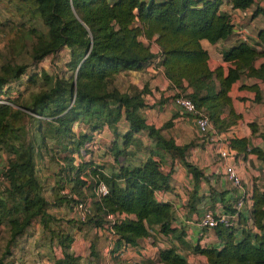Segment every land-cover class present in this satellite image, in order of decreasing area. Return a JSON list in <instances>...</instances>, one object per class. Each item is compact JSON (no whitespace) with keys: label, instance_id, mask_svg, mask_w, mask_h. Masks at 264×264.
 <instances>
[{"label":"trees","instance_id":"trees-1","mask_svg":"<svg viewBox=\"0 0 264 264\" xmlns=\"http://www.w3.org/2000/svg\"><path fill=\"white\" fill-rule=\"evenodd\" d=\"M10 1L29 20L41 22L45 37L37 34L32 42L25 43V34H20L16 43L22 40L21 47L9 46L8 58L0 63V91L17 92L13 100L0 99V152L4 156L0 169L3 178L0 210H5L4 200L12 198L16 202L9 211L21 216L20 220L0 216V226L4 225L10 234L8 247L35 223L36 237L43 244L51 242L63 251V258L54 264H73L66 252L71 237L57 236L52 229L57 219L54 211L62 201H68L71 210L77 203H83L88 212L83 220L72 215L67 225L76 229L105 227L116 236V247L135 246L150 232L174 235L179 247L159 249L160 264H187L180 249L188 248L204 256L208 264H264V187L262 190L253 187L251 205L247 213L239 212L235 227L213 228L221 241L220 247L201 248L197 244L189 247L182 242V230L171 227L170 203L157 201L154 193L170 190V170H161V152L180 161L194 183L202 176L186 159L191 143L176 145L164 137L161 131L170 122L160 128L146 124L141 111L147 105L145 95H150L151 90L145 86L137 88L119 75L142 68L153 57L150 42L155 43L162 74L172 90L170 100L175 93L184 95L206 114L217 132L226 131L238 118L228 96L230 85L242 75L264 81V63L257 68L253 66L256 58H264V30L256 32V47L260 49L240 41L220 51L222 62L229 65L224 74L221 66L209 69L208 54L201 45L202 40L213 44L232 33V14L220 10L222 0ZM225 1L231 9L253 6L251 17H264V8L256 0ZM29 31L35 33L34 28ZM63 47L67 49V58L62 75L35 69L32 63L21 81L26 65ZM24 50L27 60L19 63L17 58ZM35 83L40 87L31 94L29 102L18 103L19 97ZM186 88H191V92L185 93ZM121 117L128 129L120 135L118 144L115 124ZM28 121L36 122L33 131ZM42 122L53 128L50 137L42 130ZM78 123L88 127L89 132L76 135L72 127ZM102 126L111 128L114 137L109 151L115 164L108 173L92 158V149L98 147L92 131ZM250 127L255 130L253 125ZM142 131L151 143L144 160L117 164V157L128 154L126 149L134 142L135 134ZM259 136L264 141V133ZM52 139L60 147V159L53 155L56 149L46 144ZM86 143H90V149ZM228 146L245 152L247 140L232 138ZM250 151L264 161L259 149ZM35 155L44 162L45 169L44 156L56 157L57 172L37 174ZM98 183L107 189L101 197L94 194ZM68 194L70 197L66 198ZM108 214L117 215L111 224L106 219ZM1 254L5 257L9 250Z\"/></svg>","mask_w":264,"mask_h":264},{"label":"crops","instance_id":"crops-1","mask_svg":"<svg viewBox=\"0 0 264 264\" xmlns=\"http://www.w3.org/2000/svg\"><path fill=\"white\" fill-rule=\"evenodd\" d=\"M252 9L253 6H250L241 12L240 9H231L230 5L222 0L220 10L232 14L234 28L224 40L213 44H209L206 40L201 41L202 47L208 54L210 70L221 66L223 73H226L229 65L222 62L220 51L236 44V31H246L247 28L242 26L243 17L249 16L250 22L260 17V15L251 17ZM140 40L146 43L145 39L140 38ZM248 45L260 49L256 47V34L253 42L249 41ZM149 49L153 57L142 68L119 75L121 77L123 74L124 80L137 88L145 86L151 90L150 95H145L147 105L141 111L146 124L160 128L164 123L170 122L168 128H163L161 133L167 139H172L176 145L191 143L187 150L186 159L202 173V176L194 183L191 174L180 161L161 152L163 160H165L163 164L161 163V170L164 172L170 170V190L156 191L154 197L157 201L170 203L171 227L182 230L183 234L180 238L184 244L189 247L196 244L201 248L220 247L221 241L216 237L215 231L198 227L197 219L206 208L217 213H228L238 196L242 195L250 200L254 186L261 190L264 187V161L259 160L250 151L251 148H257L264 154V141L259 136L260 133H264V81L243 75L235 80L228 90L231 108L238 115L235 124L226 131L212 130L209 135L202 136L197 132L192 118L172 104L170 100L172 90L159 65L158 46L150 42ZM261 63H264V58H256L253 61V66L257 68ZM183 85L185 86L186 83L183 82ZM184 92H191V88H186ZM250 125H253L255 130ZM127 129V123L121 117L115 124L118 144L121 143L120 135L125 133ZM98 137L99 149L102 148V142L106 148H109L114 138L111 128L107 126L100 129ZM232 138H245L247 140L246 151L237 152L230 149L228 142ZM108 141H110L109 144ZM150 145V140L145 132L136 133L134 142L126 149L128 154L119 155L116 163L133 164L143 161ZM226 149L229 150L230 155L219 157L218 152ZM94 158L97 159L96 156ZM110 158L111 160H102L104 162L109 161L110 164L114 165L113 157ZM227 165L232 166L240 178L238 188L233 187L223 176V169ZM106 169L107 167L103 170ZM250 205L251 201H248L246 208L249 209ZM85 228L86 230H82L83 228L74 229L73 234H70L71 241L68 243L66 252H68L73 264H160L157 260L159 249L167 248L170 245L179 247V242L174 235L163 236L155 232H150V235L139 239L135 246L116 247V236L107 231L105 227ZM253 231L256 230L253 229ZM236 237L240 238L241 234L237 233ZM32 243L34 245L33 251L24 250L22 255H27L28 252L33 254L35 258H38L35 259V264H54L55 260L63 258V251L59 247H51L47 243L43 244L40 237L35 236ZM55 248L58 250L56 251ZM180 253L185 257L187 264L190 256L199 257L204 264H208L204 256L192 253L189 248L180 249Z\"/></svg>","mask_w":264,"mask_h":264},{"label":"rangeland","instance_id":"rangeland-1","mask_svg":"<svg viewBox=\"0 0 264 264\" xmlns=\"http://www.w3.org/2000/svg\"><path fill=\"white\" fill-rule=\"evenodd\" d=\"M261 18H264V17L260 15L258 19L254 20L253 22H250L249 16L243 17L242 26L247 28L246 33L249 36L251 43L255 39V34L257 30L259 28L264 29V19H261ZM30 28H34L35 33L32 31H29ZM42 33H44V30L41 26V22L38 19L29 20L27 17V14L18 12L16 7L12 4L10 0H0V63H2L5 59L8 58L9 46L15 44V45H18V49L21 47L22 40H20V44L16 43V39L20 37V34H25L26 36L24 38L25 43H30L35 39V36L37 34L43 35V37H45V33L44 34ZM25 45H29V44H25ZM25 50L17 58V61L19 63L27 60ZM66 58H67V49L63 47L60 50L56 51L55 53L49 54L45 56L44 58L37 60V62H31L28 65H26V67L24 68V71L20 77L22 80L21 79L20 80L23 81L24 76H26L29 70H31L32 63H34L35 69H38V70L43 69L51 75H55V74L62 75V73L65 72L64 63L66 61ZM122 76L124 75L122 74ZM122 79H125V77L124 78L122 77ZM39 87H40L39 83H35L31 85V87H29L28 90L24 92L21 97H19L18 103H24V105L25 103L27 104L30 100L31 94L37 92L39 90ZM16 95H17V92L14 89H9L8 93H3L0 91V99L13 100L16 97ZM35 123L36 122L28 121V127L30 130L32 131L34 130ZM41 124H42V130L45 132L46 136L50 137V135H52L51 133L53 131V128L50 127L48 124H45L44 122H42ZM102 127H99L95 129L94 131H92L94 134V137H93L94 143L95 145H98V146H99V142L97 141V139H99L98 135L100 134V129ZM72 130L76 135H79L80 133H83L84 131L89 132L88 127H86L84 124L81 125L79 123L78 125L73 124ZM96 130H98V132ZM213 130L215 131L214 128ZM107 143L109 144L110 141H108ZM46 144L49 148L56 149L55 151H53L54 152L53 155L56 156L58 159H60L59 157L62 156V152L59 149L60 147L56 145L55 140L54 141L53 139L47 140ZM86 148L87 149L91 148L90 143L89 144L86 143ZM92 151L94 152L92 154L93 160L97 162L98 165L101 166V168L105 169V167H107V169L104 172L108 173V169L112 167L114 168V166L110 164L109 161H105V162L103 161V160H111L109 148H106V145H104V142H102V148L99 149L98 147H96L92 149ZM94 156H96L97 159H95ZM35 157H34L35 158L34 165L36 166L35 170L37 174H41L47 171L49 172V174H51L52 172L54 173L55 171L57 172L59 163L56 160V157L55 159L53 158L50 159L47 155L44 156L43 160L45 161V163H47L46 164L47 169H45V164L44 162H42V160L38 158V155H35ZM2 159L4 162V156L0 152V169L2 168V163H3ZM164 162L165 160L161 159V163L163 164ZM105 164L107 165L105 166ZM69 197L70 195L68 194L66 198H69ZM4 201H5L6 207H5V210L4 209L0 210V216L1 217L6 216V218L20 220V217H21L20 214H18L17 212L13 213L12 211H9V209L12 207L14 202H16V200L12 198H6ZM0 202H2V200ZM62 202L63 203L60 204V207L54 211L57 219L53 221L52 229L57 236H65V235L70 236V234H73V232L75 231L74 229H76V227L67 225L68 223L66 221L71 220L70 218L72 217V215H74L75 211L74 209L71 210V206H72L70 204L71 202H68V201L67 202L62 201ZM75 216H76V213H75ZM5 226H8V225H5ZM81 228H83L82 230H86L85 227H81ZM80 229H77V230H80ZM81 232H85V231H81ZM35 233H36L35 223L30 224L29 229L24 233V235L21 234L18 237H16L17 238L16 243L15 244L11 243L10 246L8 247L9 242H7V239L9 238L10 234L9 232H7L6 229H4V225L0 226V264H35V259L37 260L38 258H35L33 254L28 252L27 255H22V252L24 250L33 251L34 245L32 242H33V238H35L36 236ZM48 245L51 247H57V245L53 246L51 242ZM37 246H36V249H38ZM6 249L9 250V254L3 257L1 253L4 252V250ZM55 249L56 251L58 250V248H55ZM188 264H204V262L199 257L190 256L188 258Z\"/></svg>","mask_w":264,"mask_h":264},{"label":"built area","instance_id":"built-area-1","mask_svg":"<svg viewBox=\"0 0 264 264\" xmlns=\"http://www.w3.org/2000/svg\"><path fill=\"white\" fill-rule=\"evenodd\" d=\"M256 1L258 2L259 6L264 8V0ZM241 12H244V10H241ZM236 41L245 42L246 44L249 43V36L247 35L245 30L236 31ZM172 96V104L180 108L184 113H186L189 117L192 118L197 132L202 136L209 135V133L213 130V127L206 114L201 109L196 108L195 105L184 95L180 93H175ZM218 155L219 157H227L230 155V152L228 149H226L224 151L218 152ZM223 176L233 187L238 188L240 186V178L232 166L227 165L224 167ZM0 180H3V178L0 177ZM106 193L107 189L105 185L102 183H98L94 190L95 196L101 197ZM248 201H250L249 198H246L242 195L238 196L231 206L232 212L230 213H217L211 210L210 208H206L199 215L197 219V225L198 227L205 229H213L217 225H222L224 227H235L239 212H242L244 210L246 212V210L248 209L246 208ZM72 209H74L76 213V218L80 220H83L85 214L88 212L86 206L83 203H77L76 206H74ZM116 218V214H108L106 216V219L109 221V224L113 223ZM247 223L249 226V219H247Z\"/></svg>","mask_w":264,"mask_h":264},{"label":"water","instance_id":"water-1","mask_svg":"<svg viewBox=\"0 0 264 264\" xmlns=\"http://www.w3.org/2000/svg\"><path fill=\"white\" fill-rule=\"evenodd\" d=\"M73 87H74V84H73Z\"/></svg>","mask_w":264,"mask_h":264}]
</instances>
